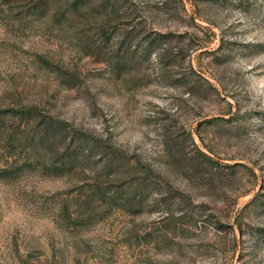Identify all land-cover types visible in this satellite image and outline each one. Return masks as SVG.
<instances>
[{"label": "rangeland", "instance_id": "rangeland-1", "mask_svg": "<svg viewBox=\"0 0 264 264\" xmlns=\"http://www.w3.org/2000/svg\"><path fill=\"white\" fill-rule=\"evenodd\" d=\"M0 264H264V0H0Z\"/></svg>", "mask_w": 264, "mask_h": 264}, {"label": "trees", "instance_id": "trees-1", "mask_svg": "<svg viewBox=\"0 0 264 264\" xmlns=\"http://www.w3.org/2000/svg\"><path fill=\"white\" fill-rule=\"evenodd\" d=\"M72 3L74 4L75 2L74 1H72ZM114 9V8H113ZM116 9V8H115ZM114 9V11H116ZM128 38H130V35L128 34V33H124V34H121L120 35V38H119V41H120V43H119V46H118V48H116V53H118L119 52V49L121 48V45H122V43L123 42H125L126 41V39L127 40H129ZM141 44H140V47L138 48H136V49H134V47H130L129 46V42H125V47H124V52L125 53H129V54H131V58H132V55L138 50L139 51V53L141 54V55H144V56H147V55H149L152 51H153V41L154 40H152V39H150V37H149V34H144V35H142L141 36ZM128 43V44H127ZM155 51H156V54H157V57H158V59L160 60V61H162L163 59V57H165V56H167V55H169L168 57H167V59H171V56H172V52H173V49L172 48H170V50H169V47H167V46H161L160 48H156L155 49ZM137 53V52H136ZM169 61V60H168ZM167 62V61H166ZM44 132V130H42L41 131V133H43ZM41 133H40V135H41ZM70 144H71V141L69 140L68 141V143H67V147H69L70 146ZM205 156V155H204ZM206 157V156H205ZM208 158V157H207ZM106 164L108 165V166H111V164H112V162H107L106 161Z\"/></svg>", "mask_w": 264, "mask_h": 264}]
</instances>
